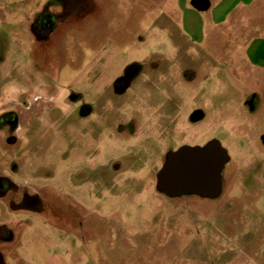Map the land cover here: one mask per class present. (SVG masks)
<instances>
[{
  "label": "rangeland",
  "instance_id": "1",
  "mask_svg": "<svg viewBox=\"0 0 264 264\" xmlns=\"http://www.w3.org/2000/svg\"><path fill=\"white\" fill-rule=\"evenodd\" d=\"M88 1L78 18L84 0H0V118L20 120L0 129V176L45 200L34 213L10 209L22 190L0 199L6 264H264V71L246 56L264 30L249 23L219 48L191 39L183 20L205 12L179 0ZM41 17L55 22L47 42L31 30ZM214 141L229 157L222 197L248 204L243 235L226 231L231 214L206 235L190 197L164 208L148 189L170 153Z\"/></svg>",
  "mask_w": 264,
  "mask_h": 264
},
{
  "label": "flooded vegetation",
  "instance_id": "2",
  "mask_svg": "<svg viewBox=\"0 0 264 264\" xmlns=\"http://www.w3.org/2000/svg\"><path fill=\"white\" fill-rule=\"evenodd\" d=\"M31 30L34 33L33 27ZM50 37L51 35H49L46 40H42V41H46V42L50 41ZM193 78L194 76L192 77V79ZM134 81L135 79L131 74L118 77L113 84L114 93L117 96H123L131 87L134 86ZM92 114L93 112L91 108L88 109V107L86 106L82 108L83 117H89ZM19 123L20 120L17 113L9 112L8 114H5L3 117L0 118V129L7 124L17 125ZM17 141H18L17 138L14 137L8 140L9 143H16ZM227 184L228 183H221V184L219 183L216 189L217 192L215 191L216 193L214 194V196H202L200 194H191V193L171 196L170 194L166 193L163 189L159 187L158 181L153 183L150 182L147 185H149L148 189L154 188L157 191V193L164 198L166 204L164 205V208L166 207L170 208L171 206H178L179 204L178 200L183 196L190 197V199L188 198L189 199L188 206H190L198 214L199 218H201L203 221H206V227H207L206 230L208 232L205 233L206 235L212 233L213 230L216 231L219 224L226 226L227 228L228 226L226 222L230 220H228L227 218H223L221 219L222 222H219L220 221L219 217L222 216L227 217L228 214H231V221H230L231 224L229 225L231 227V232L228 231L227 229L226 231L229 232V234H231V237L237 233L243 235L244 233L247 232L246 228L248 226V221L246 219V216L243 213H241V211L243 207L247 206L248 204L245 203L246 200L244 198H240V197L238 198L231 197V199L223 198L222 197L223 191L221 190L223 185H227ZM231 185L233 186V187L231 186L233 192H235L234 190L240 192V188L238 186H235V184H231ZM20 190H22L20 201L18 203H15L13 200L10 199V201L8 202L9 207L12 211L27 210L34 213H39L44 211L45 200L41 197L40 192L36 191L35 193L32 194L25 187L15 183L12 179L5 176H0V199L5 200L10 193H14ZM244 190L246 191V188H244ZM221 212L222 214H220ZM235 213H237V216H235L236 215ZM233 216L236 219H233L232 218ZM163 217H164V224L166 226L171 227L175 225L177 228L180 227V229L178 230L182 232L184 231L183 233L191 231L190 227L188 228L185 226L181 227L180 225H178V223L176 224V221L172 220L170 216H163ZM236 224L238 225L239 228H237ZM163 232H167V231H163ZM223 232L225 231L223 230ZM11 237H12L11 231H9L6 227H0L1 241L7 242L11 239ZM184 262L188 263L186 261ZM0 264H6L2 252H0Z\"/></svg>",
  "mask_w": 264,
  "mask_h": 264
},
{
  "label": "crops",
  "instance_id": "3",
  "mask_svg": "<svg viewBox=\"0 0 264 264\" xmlns=\"http://www.w3.org/2000/svg\"><path fill=\"white\" fill-rule=\"evenodd\" d=\"M163 1V0H161ZM209 8L204 11H197L199 13H204L201 15V19L198 18L196 24H187L183 20L184 26L187 29H191L189 33L193 37H196L202 43L206 42L215 46L214 42L210 43L209 38H216L214 41H218L219 48L223 47L226 38H231L235 36L237 31H246L250 27L255 29L264 30V0H208ZM85 2V0H84ZM88 4L89 1L87 0ZM156 2V1H154ZM192 0H179L178 4L182 5V9L189 11ZM95 7V6H93ZM96 8V7H95ZM91 6L87 8H80L78 18L83 15H88L86 11L95 10ZM193 8V7H192ZM170 12V11H169ZM86 17V16H83ZM77 18V19H78ZM68 21V20H67ZM253 24V26H249ZM161 28H166L165 25H160ZM212 31H210V30ZM199 30L200 33L197 34L196 31ZM209 30V31H207ZM237 35V34H236ZM140 36H146L145 33H141ZM237 43L232 44V48L235 47ZM218 49V48H217ZM215 50H212V54ZM246 56L248 62L254 66L258 72L264 71V38H259L251 43L246 50ZM14 239L11 237L10 240ZM9 240V241H10Z\"/></svg>",
  "mask_w": 264,
  "mask_h": 264
},
{
  "label": "water",
  "instance_id": "4",
  "mask_svg": "<svg viewBox=\"0 0 264 264\" xmlns=\"http://www.w3.org/2000/svg\"><path fill=\"white\" fill-rule=\"evenodd\" d=\"M191 5L204 11L209 8V1L192 0ZM228 160L227 152L217 141L204 148L182 147L168 155L158 174L159 187L171 196L188 193L214 196Z\"/></svg>",
  "mask_w": 264,
  "mask_h": 264
},
{
  "label": "trees",
  "instance_id": "5",
  "mask_svg": "<svg viewBox=\"0 0 264 264\" xmlns=\"http://www.w3.org/2000/svg\"><path fill=\"white\" fill-rule=\"evenodd\" d=\"M85 5L86 7H81L82 9L87 8L88 2L85 0ZM55 29V22L52 18L49 17H41L40 19L37 20L35 25L33 26V31L34 34L37 38L41 40H46L50 34Z\"/></svg>",
  "mask_w": 264,
  "mask_h": 264
}]
</instances>
